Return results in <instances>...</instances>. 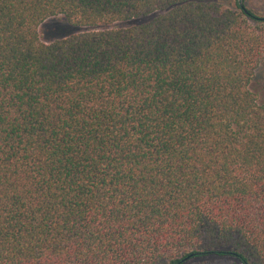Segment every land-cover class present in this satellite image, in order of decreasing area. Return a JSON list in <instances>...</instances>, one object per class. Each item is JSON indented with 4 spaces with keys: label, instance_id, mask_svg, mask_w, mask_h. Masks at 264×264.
Returning <instances> with one entry per match:
<instances>
[{
    "label": "trees",
    "instance_id": "1",
    "mask_svg": "<svg viewBox=\"0 0 264 264\" xmlns=\"http://www.w3.org/2000/svg\"><path fill=\"white\" fill-rule=\"evenodd\" d=\"M261 66L248 0H0V264H264Z\"/></svg>",
    "mask_w": 264,
    "mask_h": 264
},
{
    "label": "rangeland",
    "instance_id": "2",
    "mask_svg": "<svg viewBox=\"0 0 264 264\" xmlns=\"http://www.w3.org/2000/svg\"><path fill=\"white\" fill-rule=\"evenodd\" d=\"M248 2L258 11L264 14V0H248ZM151 17L152 15L140 19H132L127 22H120L117 25L127 26L136 22L144 21ZM79 30L82 29L70 25L63 16H56L46 20L40 28L41 37L44 41H51L56 37L74 33ZM250 86L251 89L257 93L258 101L260 103H264V66H261L257 69L256 76Z\"/></svg>",
    "mask_w": 264,
    "mask_h": 264
}]
</instances>
